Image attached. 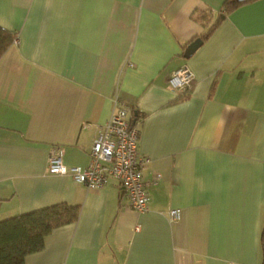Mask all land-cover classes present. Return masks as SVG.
<instances>
[{"label": "crops", "instance_id": "1", "mask_svg": "<svg viewBox=\"0 0 264 264\" xmlns=\"http://www.w3.org/2000/svg\"><path fill=\"white\" fill-rule=\"evenodd\" d=\"M225 1L0 0V221L78 208L24 264H264V0ZM184 66L181 97L168 79ZM117 102L149 159L143 214L113 179L47 172L56 149L87 167Z\"/></svg>", "mask_w": 264, "mask_h": 264}, {"label": "built area", "instance_id": "2", "mask_svg": "<svg viewBox=\"0 0 264 264\" xmlns=\"http://www.w3.org/2000/svg\"><path fill=\"white\" fill-rule=\"evenodd\" d=\"M193 75L187 67L173 71L168 85L178 94L192 88ZM138 130L131 124L127 109L116 103L102 131L93 140L89 152V164L85 168H66L58 149L52 151L47 162V172L52 175L69 176L75 183L90 190L102 189L109 179L117 181L130 208L139 214L147 212L148 184L142 178V170L149 159L140 156L137 148ZM156 176L151 182L155 185ZM179 217L178 210L169 212V219Z\"/></svg>", "mask_w": 264, "mask_h": 264}, {"label": "trees", "instance_id": "3", "mask_svg": "<svg viewBox=\"0 0 264 264\" xmlns=\"http://www.w3.org/2000/svg\"><path fill=\"white\" fill-rule=\"evenodd\" d=\"M244 2L246 1L226 0L223 4L224 13L231 12ZM13 39L10 32L0 28V57ZM189 91L180 96H185ZM131 124L134 126L135 121H131ZM77 217L76 206L58 204L0 221V264H24L26 256L43 248L44 238L52 230L74 223ZM260 242L264 248V226Z\"/></svg>", "mask_w": 264, "mask_h": 264}, {"label": "water", "instance_id": "4", "mask_svg": "<svg viewBox=\"0 0 264 264\" xmlns=\"http://www.w3.org/2000/svg\"><path fill=\"white\" fill-rule=\"evenodd\" d=\"M240 1H246V0H240ZM202 41L197 38L194 41H192L190 44L187 45L183 52V58L188 59L201 45Z\"/></svg>", "mask_w": 264, "mask_h": 264}]
</instances>
